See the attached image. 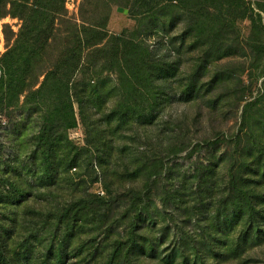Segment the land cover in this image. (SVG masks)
<instances>
[{
  "label": "rangeland",
  "instance_id": "rangeland-1",
  "mask_svg": "<svg viewBox=\"0 0 264 264\" xmlns=\"http://www.w3.org/2000/svg\"><path fill=\"white\" fill-rule=\"evenodd\" d=\"M7 52L0 264H264V0H0Z\"/></svg>",
  "mask_w": 264,
  "mask_h": 264
},
{
  "label": "trees",
  "instance_id": "trees-1",
  "mask_svg": "<svg viewBox=\"0 0 264 264\" xmlns=\"http://www.w3.org/2000/svg\"><path fill=\"white\" fill-rule=\"evenodd\" d=\"M10 58V52H7L3 58V66L1 67L3 70L4 75L0 79V115L3 111L8 110V102L10 100V91L8 88V79L10 77V71L8 69V59ZM81 108V115L84 116V107L80 106ZM51 165L50 161H45V170L47 166ZM263 177V174L261 175ZM263 190V189H262ZM245 194V202L247 203V211L246 213L249 215V223L251 226H255V231H262L263 227L261 226L263 223L261 220H264V195L261 196L257 194L255 191V195H250V191H246ZM134 225H137L136 223ZM137 228V227H136ZM134 234V230H132V236Z\"/></svg>",
  "mask_w": 264,
  "mask_h": 264
}]
</instances>
